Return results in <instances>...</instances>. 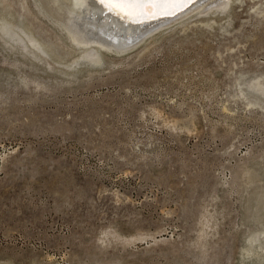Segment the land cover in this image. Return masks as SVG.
<instances>
[{
    "label": "rangeland",
    "instance_id": "1",
    "mask_svg": "<svg viewBox=\"0 0 264 264\" xmlns=\"http://www.w3.org/2000/svg\"><path fill=\"white\" fill-rule=\"evenodd\" d=\"M55 1L0 0V264H264V12L97 64Z\"/></svg>",
    "mask_w": 264,
    "mask_h": 264
},
{
    "label": "bare ground",
    "instance_id": "2",
    "mask_svg": "<svg viewBox=\"0 0 264 264\" xmlns=\"http://www.w3.org/2000/svg\"><path fill=\"white\" fill-rule=\"evenodd\" d=\"M73 1V10L67 12V19L62 22L63 28L68 33L70 40L81 48L83 54H85V58L95 63L100 62L98 58L101 57L99 56V52L102 50L117 53L127 51L129 48L136 46V44H141L150 36H154L155 33L172 26L178 21L181 22L189 19L192 15L200 11L201 14L205 15L211 14L212 12H221L224 14L233 3L232 0H186V3L178 4L168 9L170 13H174L173 18H166L165 15L157 14L155 18L163 16L165 18L151 21L149 16H144L138 21L148 19V22L138 23V21H134L128 17H122L115 12H110L98 0ZM252 1L255 2L253 9L256 13L260 14L264 12L262 9L264 3L261 0ZM55 3L60 4V1L56 0ZM61 4L60 8L63 9V5ZM145 11L151 13L153 9L146 8ZM178 11L181 12L176 15ZM1 32L11 40H16L18 37L8 24H2ZM4 39L6 38L4 37ZM29 40L33 48L40 50V43L36 39L37 42L33 38ZM96 48L101 50L97 53ZM250 87L264 95V82L257 81Z\"/></svg>",
    "mask_w": 264,
    "mask_h": 264
},
{
    "label": "snow or ice",
    "instance_id": "3",
    "mask_svg": "<svg viewBox=\"0 0 264 264\" xmlns=\"http://www.w3.org/2000/svg\"><path fill=\"white\" fill-rule=\"evenodd\" d=\"M98 2L107 7L110 12L138 21L144 16L155 18L157 14H172L168 9L186 3V0H98ZM146 8H151L153 11L148 13L145 11Z\"/></svg>",
    "mask_w": 264,
    "mask_h": 264
},
{
    "label": "water",
    "instance_id": "4",
    "mask_svg": "<svg viewBox=\"0 0 264 264\" xmlns=\"http://www.w3.org/2000/svg\"><path fill=\"white\" fill-rule=\"evenodd\" d=\"M181 11H182V10H181ZM181 11H178V12H181ZM177 14H178V13H177ZM163 17H164V16H163ZM163 17H158V18H155V19H154V18H150V19H151V21H153V20L163 19ZM165 17H166V18H168V17H169V18H173V17H174V13H173V14H169V15H165ZM165 17H164V18H165ZM151 21H150V22H151ZM140 22H141V23H142V22H148V19H144V21H138V23H140Z\"/></svg>",
    "mask_w": 264,
    "mask_h": 264
}]
</instances>
